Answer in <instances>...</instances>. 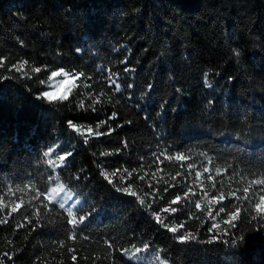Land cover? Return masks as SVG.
<instances>
[{
  "label": "trees",
  "instance_id": "16d2710c",
  "mask_svg": "<svg viewBox=\"0 0 264 264\" xmlns=\"http://www.w3.org/2000/svg\"><path fill=\"white\" fill-rule=\"evenodd\" d=\"M59 69L84 76L49 103L40 93L56 90ZM177 154L188 159H167ZM257 178L264 0H0L3 264H142L123 250L145 245L167 264H264V219H253L264 191H243ZM56 181L82 200L75 227L47 197ZM177 195L178 211H163ZM186 232L195 239L181 242Z\"/></svg>",
  "mask_w": 264,
  "mask_h": 264
},
{
  "label": "snow or ice",
  "instance_id": "6c2138e0",
  "mask_svg": "<svg viewBox=\"0 0 264 264\" xmlns=\"http://www.w3.org/2000/svg\"><path fill=\"white\" fill-rule=\"evenodd\" d=\"M238 55V53H237ZM26 63V62H24ZM13 67H16L15 65ZM23 69V64H21L18 68H17V71H21ZM36 72H39L41 71V69L39 68H36L35 69ZM82 76H84L83 73H69V72H66L64 69H59L58 71H53L51 72V75L49 76L48 80L51 81L57 77H63V79L59 80L58 83H57V88L55 91H43L40 93V97L41 99L43 100H46L47 102L49 103H55L57 101H67L69 99V95L72 93L73 89L75 87H77V84H76V81L79 80ZM41 83H46V81H41ZM65 85H71L70 87H67L65 88L64 86ZM81 108L84 107V104L81 103L79 105ZM93 110H95L93 108ZM115 115V114H113ZM69 126L72 127L73 129H75L77 132H80L82 135L87 132L88 134L90 135H103V133H100L99 131H93V129L89 126L87 127L86 129H82L81 126H78L76 124H73L72 121H69ZM102 123H106V122H102ZM100 127V125H97V129ZM53 151V149H49L48 152H45L44 155L47 156L49 155V153H51ZM71 155V153H67L65 155H60L57 157V159L61 162V164L65 161L66 157ZM167 159L169 160H172V159H177V160H186L188 159V157L184 156L183 154H177L176 156H168ZM49 164H53L54 161L52 160H49L48 161ZM189 167H193V165H189ZM127 171V170H125ZM204 172H208L209 169L208 168H204L203 170ZM216 172L219 174L221 172V169L217 168L216 169ZM203 173H199L198 175H202ZM104 175L107 176L109 174L107 173H104ZM112 175H115V173H113ZM129 175H131L129 173ZM177 175H180V173H177ZM208 179L210 180H213L214 178L213 177H208ZM261 185L262 188H261V191H264V178H257L253 181L250 182L249 184V187H246L244 188V192L247 193L251 187V185ZM213 187H215V184L212 185ZM18 190H21L22 189H18ZM120 191H123V192H129L131 195L133 196H136L137 193L135 191H131L130 192V189L129 188H121L119 189ZM53 191H55V189H53ZM165 191H167V189H165ZM189 191H191L189 189ZM229 196H232V197H236L237 199H239L240 197H237V193L236 192H230L228 193ZM184 196L187 197L188 196V192H185L184 193ZM205 196H207V192H205ZM225 194L223 192H220L218 196H214L212 197V200H215L217 203L223 201L225 199ZM244 199H247V196H244L243 197ZM183 197H181L180 195H177L172 201H170L169 203V207L164 209L163 211H166V212H171V213H175L178 211L177 208L175 207H172V205H175V204H178L182 201ZM140 203L141 204H144L145 201L143 199H140ZM64 205L61 204L60 207H63ZM0 207H6V205H4L2 199H0ZM18 207L19 205H17L16 207H13L12 208V212H16L18 210ZM196 207L197 208H200L201 207V204L199 202L196 203ZM254 209H255V212H256V216L253 217V219L259 217L261 219H264V195H260L259 196V200L258 202H256L254 204ZM220 212H224L225 209L223 207H221L219 209ZM155 215V219L158 223L160 224H164V220L161 218L160 214L159 213H156L154 214ZM209 216L212 215L211 212L208 213ZM240 215H241V208L240 207H235V209L231 212L228 213V219L226 221H224L225 224L229 225L230 227H235L236 224H235V221L238 220L240 218ZM68 216L71 217V220H70V223L75 227L77 224L79 223H82L86 217L84 216H81L79 218H77L75 212L72 211V209L70 208L68 210ZM0 223H7V220L4 219V220H0ZM166 228L169 227V225L165 224L164 225ZM181 228H183V224H180V225H176V226H171L169 228L170 231L172 232H178ZM210 231L212 230H220V225L219 224H213L212 225V228L209 229ZM223 231H227V229L225 228ZM72 239H75V234H73V236L71 237ZM179 240L181 242H187V241H190V240H193L195 239V236L193 233H190V232H186L182 235H180L179 237ZM213 240H218L220 239L219 236H214L212 238ZM145 248H147V245H145ZM125 253H127L129 250L128 249H124L123 250ZM142 251V249H139V248H136L135 249V252L132 253V255H135L136 253ZM76 256L73 255L72 256V260H76ZM0 264H3L2 261H0ZM163 264H167L166 261L163 262Z\"/></svg>",
  "mask_w": 264,
  "mask_h": 264
},
{
  "label": "rangeland",
  "instance_id": "374dc122",
  "mask_svg": "<svg viewBox=\"0 0 264 264\" xmlns=\"http://www.w3.org/2000/svg\"><path fill=\"white\" fill-rule=\"evenodd\" d=\"M53 189H55V191H53ZM47 197L50 201L58 204L59 206L63 204L64 206L62 208H64L67 212L70 208L74 212L82 205L81 198L76 196L61 181H56L51 184L47 192ZM136 248L142 249V251L136 253L135 255H132V253L135 252ZM128 250L129 251L126 253V255L138 263L163 264V262L165 261L160 257L150 254L144 247H134Z\"/></svg>",
  "mask_w": 264,
  "mask_h": 264
}]
</instances>
